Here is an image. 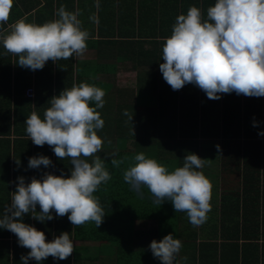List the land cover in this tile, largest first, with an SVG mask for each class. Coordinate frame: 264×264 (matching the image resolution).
<instances>
[{
  "label": "clouds",
  "instance_id": "obj_1",
  "mask_svg": "<svg viewBox=\"0 0 264 264\" xmlns=\"http://www.w3.org/2000/svg\"><path fill=\"white\" fill-rule=\"evenodd\" d=\"M13 3L0 0V24H7ZM56 15L58 19L42 25L21 18L0 37L6 52L18 56L19 66L34 71L43 69L49 60H67L73 54L85 53L89 33L82 29L79 14L61 5ZM162 58L159 70L173 90L190 83L214 100L231 92L264 96V0H216L207 10V19L202 18L198 7H190L186 15L176 18L172 34L163 45ZM104 96L105 91L95 85H73L51 98L43 119L33 112L25 120L26 133L36 146L49 145L58 159L69 158L73 167L68 177L45 173L42 180L33 177L27 184L24 177H18L11 203L0 217V228L14 233L19 245L30 249L21 256L22 264L29 259L41 262L49 256L64 260L74 251L68 232L49 242L43 231L23 222L25 214L44 222L54 218V210L57 217L67 214L73 226L95 222L99 228L103 222L105 213L94 193L111 179L104 161L96 156L104 143L97 134L104 127L97 111L104 106ZM124 115H129L127 110ZM258 135L264 136V132ZM89 157L94 159L89 162ZM132 159L134 163L124 171L123 179L141 198V188L146 186L154 203L161 205L170 200L175 212H185L194 227L207 220L212 184L198 171L204 159L190 153L184 157L183 166L173 171L144 153ZM127 160L113 159L111 163L119 167ZM16 162L19 165V160ZM51 164L49 157L39 155L29 158L28 167ZM37 205L40 212L36 211ZM181 247V241L171 233L149 245L162 264H174Z\"/></svg>",
  "mask_w": 264,
  "mask_h": 264
},
{
  "label": "trees",
  "instance_id": "obj_2",
  "mask_svg": "<svg viewBox=\"0 0 264 264\" xmlns=\"http://www.w3.org/2000/svg\"><path fill=\"white\" fill-rule=\"evenodd\" d=\"M78 1L83 9L87 10L86 14L91 19V22L81 25L83 30L90 33L87 46L95 48L98 53L101 49H107L109 55H113L118 62L128 59L133 65L146 67L144 73L146 78L158 82L157 87L153 84L145 87L140 85L136 90L138 101L146 98L142 97L146 95L147 98L150 96L156 101L155 106L145 108L147 118L151 117L150 119L136 115L135 104L126 102L112 104V101L107 103L105 111L110 114L107 115L109 118L104 119L103 131L99 129L97 132H108V146L115 151L113 156L109 155L110 157L104 161L107 162L105 167L111 179L107 183H102L94 193L105 213L100 227L108 225L111 229L110 239L113 242H122L133 240L137 235V232L132 230L133 221L137 218H154L161 229L166 225L176 227L180 222L187 228L192 226L187 214L175 212L170 200L163 201L161 205L154 203L155 198L146 186L141 188L143 192L141 198L131 185L124 181V171L130 163H134L132 158L136 155L134 151L129 150L128 144L140 148L141 145H146L152 140L160 147H167L168 153L162 151L150 158H155L169 171H173L176 167L183 166L184 157L190 154L187 148L198 149L197 137H204V134L205 137H209L208 133L218 128L220 122V136L215 132V137L221 139L220 164L227 175L235 174L238 182L221 195L218 216L206 220L208 224L205 225L210 228L203 233L205 237L198 240V233L189 230L185 231L183 236L200 242V258H203L206 252L216 254L212 264H264V136L258 135L259 132H264V96L248 97L231 92L220 94V102L219 99L210 100L195 84L189 87H185V84L182 89L173 90L159 70V65L163 63V45L166 38L172 34L178 15H186L190 7L196 6L200 9L202 18L207 19V10L210 6H214L216 0ZM78 11L80 17L81 9L79 8ZM95 14L96 19H93ZM94 34L97 35L96 38L92 37ZM145 44L149 46L145 47ZM48 62L51 63V60ZM54 66L56 80L58 82L59 77L61 80L53 90L51 87L47 89L37 86L34 96L27 98L23 95L26 84L16 85L13 89L10 87L0 89V95L3 96L5 104L7 103L4 105L7 113L0 115V122L7 123L6 134H10L12 133L9 132L10 120H12V131L17 135L14 145L24 147L25 155L27 153L29 155L36 147H41L31 141L26 131H20L22 127H26V118L33 112L38 113L40 99L42 97L46 99V105L41 108L40 117L43 119L45 111L51 106V98L59 95L64 88H71L84 82L91 85L93 83L91 74L76 73L74 78L71 63L66 64V68L63 69L60 68L58 60ZM62 70L66 73L61 72ZM12 94L14 98L11 104ZM240 98L244 99L243 103ZM198 100H201L200 109H198ZM218 104H220V120L219 115L215 116L213 113ZM91 106H95L94 102ZM125 110L128 116L124 115ZM198 111L201 113L200 119H198ZM130 116H132L131 120ZM254 120L256 126H253ZM150 132H152L151 136ZM155 133L156 139H154ZM3 139V142L0 139V144L10 143L9 139ZM31 146L33 148H30ZM45 146L49 148L47 157L53 163V170L51 165L48 166L54 172L51 174L70 176V160L58 159L49 145L45 144L41 148ZM171 150L172 154H170ZM124 157H128L124 164L119 167L112 165L113 159ZM66 161L69 162L67 170ZM0 191L9 196V185L0 184ZM3 212H0V217ZM172 212L173 215L169 217ZM52 215L54 217L52 220L44 222L33 219L30 213L24 219L27 224L33 222L35 227L37 222H40L45 234H48L47 232L52 228L58 229L59 221L64 225L66 222L68 227L70 222L68 216L57 217L54 213ZM91 223L92 226L88 231L81 225L76 226V236L83 239L94 236L97 226L95 222ZM205 225L203 223L201 226ZM174 235L177 238L176 234ZM164 236H166L164 232H159L158 240ZM208 243L216 244L212 249H207L204 246L209 245Z\"/></svg>",
  "mask_w": 264,
  "mask_h": 264
},
{
  "label": "crops",
  "instance_id": "obj_3",
  "mask_svg": "<svg viewBox=\"0 0 264 264\" xmlns=\"http://www.w3.org/2000/svg\"><path fill=\"white\" fill-rule=\"evenodd\" d=\"M94 2L96 3V1ZM71 3L73 4L71 5ZM61 5H63L67 11L76 12L78 14V10L80 8L81 12L78 19L81 21V25L91 22L90 17L86 14L87 10L85 8L83 9V6L79 4L78 0H14L7 24H0V37L7 34V31L10 30V25L21 18L26 17L28 22L41 25L46 22L58 19L56 12ZM94 19H96V14ZM92 37L96 38L97 35L94 34V36ZM148 46V44H145V47ZM17 61L18 56L7 53L3 47L2 39H0V89L7 87L13 89L16 85L22 86V84H26V86H24L25 89L31 86L34 88L35 92V88H37V86L47 89L48 87H51L53 90L57 85L60 84L61 77H59L60 80L58 82L56 80L54 66L55 62H46L43 69L33 71L29 68L19 66L16 63ZM59 62L60 68L63 69L66 64H72L74 78L76 73H84L85 75L91 74L90 77L93 78L92 85L100 87L105 91V96L103 98L105 101L104 106L102 108H99V113L103 120L109 118L107 115L110 114L105 111V108L107 106V103L111 101L113 102L112 104H115L117 102L135 104V106H137L135 114L140 115L141 117L143 116L144 118H147V112L145 108L156 105V101L153 100V97L149 96L147 98L148 95L142 96L146 98H140V101L136 99V90L140 85L142 87H145L146 85L153 84L157 87V80L151 81V79H147L144 75V73L146 72V67L141 65H133V63L128 59L122 62H118L113 55H109L107 49H101V51L98 53L95 48H90L87 46V49L82 56H76L75 54H73V56L69 59H61L59 60ZM61 72H64V70H62ZM65 73L66 71L64 72V74ZM121 73H125V75H130V73L133 74L134 79L131 86L125 85L123 87H120L117 84V80H119L118 78H121L122 76ZM189 86L192 85L189 83L186 84L185 87ZM13 95L14 94L11 95V104L13 103ZM2 97L3 96L0 95L1 116L7 113L6 107H4V105H6L7 103L5 104ZM240 100L241 103H243L244 99L240 98ZM45 101V97H42L40 99V108H38L39 110L37 113L39 116L42 114L41 108L43 107V105H46ZM200 101L201 100L197 101L198 109H200L201 106ZM1 102L4 104H1ZM213 104H215V102ZM213 113L215 114V116L219 115L218 119L220 120V104H218L214 108ZM200 114L201 113L198 111V119H200ZM150 118L151 117L147 119ZM218 123V128H214L212 129V133H208L209 137H205V134L204 137H197L199 142V147L197 150L187 148L188 153H195V151H197V155L204 159V166L198 171H202L212 184V196L210 201L211 210L207 213V219L218 216L221 195L224 194V192H227L226 190L229 189L230 186H234L238 182V177L235 174L227 175L220 164L219 154L221 139L220 137H215V132H217V135L220 136V122ZM0 126V139H2V142L4 140L3 138H5V140H10L9 144H0V184L9 185L10 190L9 196L0 191V212L2 213V211H4V207L11 203L13 192L16 191V187L18 184V177H24L25 183L27 184L31 182V179L33 177L42 180L45 173H48L49 171L50 173L54 172L52 171L53 163L51 164L52 170L43 165H41L39 168L28 167L30 157L39 156V153H42L40 155L48 156L49 148L47 146L43 148L36 147V149L32 150L29 155L28 153L25 155L24 147L20 145H14V139L17 135L12 131V120H10L9 129V132L12 133L6 134V132H8L6 122H0ZM20 131H26V127H22ZM101 131H103V129ZM107 133L108 132H97L104 143L102 149L96 153V156H99L103 161H106V158L110 157L109 155L114 154L115 151L111 146H108ZM149 134L151 136L152 132H150ZM154 137V139H156V133ZM216 140H218V142H215ZM217 145H219V149L217 148ZM30 148L33 147L31 146ZM128 148L130 151H134L135 154L144 153L146 157L149 158L159 152L161 153L162 151H164L165 153L169 152L167 147H160L155 141L152 140L151 142L148 141L146 145H141L140 148L138 146L134 148L131 144H128ZM52 151L50 150V152ZM170 154H172V150ZM87 159L89 160V162H91L94 157H89ZM17 160H19V165L16 162ZM67 161L65 162V165L67 166L66 170L69 167V162ZM104 163L105 166H107V162ZM72 167L73 166L70 163V168L72 169ZM36 211H41L39 205L36 206ZM53 213L55 214L54 210H52V214ZM26 216L27 214L22 217L24 223H26L24 219V217ZM67 216L68 215L66 214L64 217ZM206 222L207 221L204 222V225L208 224V222ZM37 223L38 224L36 225V228L38 230L45 231L41 229L42 224L40 222ZM29 225L34 226L33 222H30ZM91 226V222L81 225V227H84L87 231ZM198 227L200 233L202 234L209 231L210 228L207 225H200ZM75 229L76 226H73L71 222H69L67 227L66 222L64 225L61 221H59L58 229L55 230L52 228L49 232H47L48 234H45L46 240L50 242L55 237L59 236L62 232L69 233V238L74 243V251L67 259L58 260L49 256L47 259L41 262H37L35 259H29L27 264H162V261L159 258L153 256L152 251L149 248V245L153 240L160 241L158 240L159 232H164L166 235L171 233L174 238V234H176V237H178V239L182 243V247L180 249V252L176 256L174 264H212L211 262H214V258H216V254L213 253L212 255V252L204 253L203 258L199 257L200 242L198 240H201L199 238L200 235H198V240L196 241L186 239L185 236H183L185 234V231H196V228L193 225L187 228V226L182 224L181 222L175 228L166 225L163 229H161V227H159L158 225L157 220L154 218H137L133 221L132 224V230H135L137 232V235L134 236L133 240L122 242H113L110 239L109 230L111 229L108 225L95 228L94 236L84 239L76 236L77 233ZM6 231H8V234H6ZM0 233L2 234L0 235V264H22L21 256H26L30 249L20 246L17 236L9 230L0 228ZM162 239L163 238H161V240ZM208 244L209 245H206L204 247L207 249H212L214 247V244L216 243Z\"/></svg>",
  "mask_w": 264,
  "mask_h": 264
},
{
  "label": "rangeland",
  "instance_id": "obj_4",
  "mask_svg": "<svg viewBox=\"0 0 264 264\" xmlns=\"http://www.w3.org/2000/svg\"><path fill=\"white\" fill-rule=\"evenodd\" d=\"M121 75H122L121 78L119 77L118 78L119 80H117V84L120 87H123L125 85L131 86L133 84L134 77H133V74L132 73H130V75H125V73H121ZM215 142H218V140H216ZM213 168H214V165H213ZM172 215H173V212L169 215V217L172 216ZM170 226H172L173 228H175V226H173V225H170ZM195 228H196V231L198 232V235H200L199 236L200 239L203 238V237H205L204 234L200 233L199 227H195ZM177 239H178V237H177Z\"/></svg>",
  "mask_w": 264,
  "mask_h": 264
},
{
  "label": "built area",
  "instance_id": "obj_5",
  "mask_svg": "<svg viewBox=\"0 0 264 264\" xmlns=\"http://www.w3.org/2000/svg\"><path fill=\"white\" fill-rule=\"evenodd\" d=\"M24 95L27 97V98H32L34 96V88L33 87H27L24 91Z\"/></svg>",
  "mask_w": 264,
  "mask_h": 264
}]
</instances>
